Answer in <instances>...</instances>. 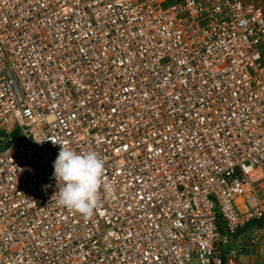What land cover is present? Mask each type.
Wrapping results in <instances>:
<instances>
[{
	"label": "built area",
	"instance_id": "obj_1",
	"mask_svg": "<svg viewBox=\"0 0 264 264\" xmlns=\"http://www.w3.org/2000/svg\"><path fill=\"white\" fill-rule=\"evenodd\" d=\"M53 141L105 160L92 217ZM262 218V3L0 0V264H223Z\"/></svg>",
	"mask_w": 264,
	"mask_h": 264
},
{
	"label": "clouds",
	"instance_id": "obj_2",
	"mask_svg": "<svg viewBox=\"0 0 264 264\" xmlns=\"http://www.w3.org/2000/svg\"><path fill=\"white\" fill-rule=\"evenodd\" d=\"M58 144L61 147L54 162L57 205L92 217L101 207V188L109 196L115 192V182L105 175V160L94 151L78 153L66 144Z\"/></svg>",
	"mask_w": 264,
	"mask_h": 264
},
{
	"label": "rangeland",
	"instance_id": "obj_3",
	"mask_svg": "<svg viewBox=\"0 0 264 264\" xmlns=\"http://www.w3.org/2000/svg\"><path fill=\"white\" fill-rule=\"evenodd\" d=\"M180 1V0H177ZM264 5V0H256ZM247 208H255L256 202L249 199ZM227 246L222 247L223 253ZM227 264H264V226L243 230L226 251Z\"/></svg>",
	"mask_w": 264,
	"mask_h": 264
},
{
	"label": "trees",
	"instance_id": "obj_4",
	"mask_svg": "<svg viewBox=\"0 0 264 264\" xmlns=\"http://www.w3.org/2000/svg\"><path fill=\"white\" fill-rule=\"evenodd\" d=\"M170 1L175 2L177 0H170ZM263 226H264V218L251 221L246 229H251L253 227H263ZM223 264H227L226 258H224Z\"/></svg>",
	"mask_w": 264,
	"mask_h": 264
},
{
	"label": "bare ground",
	"instance_id": "obj_5",
	"mask_svg": "<svg viewBox=\"0 0 264 264\" xmlns=\"http://www.w3.org/2000/svg\"><path fill=\"white\" fill-rule=\"evenodd\" d=\"M239 202L242 203V200H240ZM244 209H245V208H244V206H243V207H242V210H244Z\"/></svg>",
	"mask_w": 264,
	"mask_h": 264
},
{
	"label": "crops",
	"instance_id": "obj_6",
	"mask_svg": "<svg viewBox=\"0 0 264 264\" xmlns=\"http://www.w3.org/2000/svg\"><path fill=\"white\" fill-rule=\"evenodd\" d=\"M243 230H245V229H242V230L240 231V233H241ZM240 233H239V234H240ZM233 242H234V241H233Z\"/></svg>",
	"mask_w": 264,
	"mask_h": 264
},
{
	"label": "water",
	"instance_id": "obj_7",
	"mask_svg": "<svg viewBox=\"0 0 264 264\" xmlns=\"http://www.w3.org/2000/svg\"><path fill=\"white\" fill-rule=\"evenodd\" d=\"M261 223V222H260Z\"/></svg>",
	"mask_w": 264,
	"mask_h": 264
}]
</instances>
